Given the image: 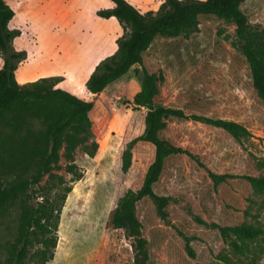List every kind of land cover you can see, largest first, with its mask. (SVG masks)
<instances>
[{
	"label": "rangeland",
	"instance_id": "1",
	"mask_svg": "<svg viewBox=\"0 0 264 264\" xmlns=\"http://www.w3.org/2000/svg\"><path fill=\"white\" fill-rule=\"evenodd\" d=\"M141 12L156 11L164 0H127ZM14 10L9 27L18 29L13 46L26 51L16 71L19 83L42 76L58 75V86L86 98L81 87L94 66L116 49L123 29L116 18L97 15L112 6L110 0H7ZM242 8L252 23L264 26V0H245ZM3 59L0 56V67ZM146 65L156 73L166 102L186 112L212 119H227L246 127L248 134L236 139L222 128L201 120H167L164 134L177 138L191 152L182 153L154 185L166 197L162 213L149 199L136 205L146 238L149 264H264L234 253L222 242L211 223L226 225L237 220L257 224L264 236L262 195L252 193L244 212L231 213L211 194L208 171L264 173V104L255 94L249 69L237 49L234 24L210 18L197 31L175 38H157L146 51ZM142 70L138 65L110 83L101 97L108 101L112 119L94 156L81 147L74 162L82 176L71 181L66 160L61 157L33 189L40 194L50 175L61 176L72 188L60 210L54 257L46 264H134L136 239L124 230L105 229L107 214L127 185L138 184L153 158V148L141 144L135 150L140 167L124 175L118 152L124 124L131 116L129 101L139 90ZM188 95H193L191 103ZM22 136L11 137L5 122L0 124V184L27 177L32 167L22 161ZM22 148V149H21ZM63 189V188H61ZM51 190V197L55 196ZM21 200L0 206V264H8L9 249L19 230ZM187 231L190 255L178 231ZM34 246L36 240L33 239ZM257 243H250L254 248Z\"/></svg>",
	"mask_w": 264,
	"mask_h": 264
},
{
	"label": "trees",
	"instance_id": "2",
	"mask_svg": "<svg viewBox=\"0 0 264 264\" xmlns=\"http://www.w3.org/2000/svg\"><path fill=\"white\" fill-rule=\"evenodd\" d=\"M112 6L99 9L97 15L114 17L121 24L122 35L116 40V49L101 59L93 68L81 90L86 98L58 86L61 76H42L19 83L16 79L18 64L26 58V51L13 46L20 34L10 28L14 10L7 0H0V124L5 122L11 137L22 136V157L25 167H32L27 177L0 184V206L12 199H20L21 214L17 237L9 249L8 264H46L54 257L60 210L67 192L61 176L50 175L47 187L35 194L33 185L57 163L66 160V170L71 181L81 178L74 151L81 147L88 156H94L112 119V110L101 92L120 78L134 65L141 67L139 90L126 101L131 105V116L124 124L118 152L119 169L124 174L140 167L135 150L141 144L153 148V158L143 172L138 184L127 185L115 199L107 214L105 229L124 230L136 239L134 264H149L146 238L142 234V222L136 214V205L142 199L154 204V211L162 213L166 197L154 191L160 175L167 172L182 153L192 156L177 138L164 134L167 120H201L222 128L236 139L248 134L246 127L227 119L188 113L185 109L166 102L157 76L146 65V51L157 38H175L197 31L204 21L217 18L234 24V37L239 54L248 66L253 91L264 104V26L252 23L242 8L245 0H164L158 10L141 12L127 0H110ZM193 103L195 98L188 95ZM21 148V149H22ZM213 199L231 213L244 210L252 202V193L262 195L264 206V173L213 172L206 175ZM55 196L51 197V190ZM63 188V189H61ZM246 210H244L245 212ZM216 227L222 242L234 252L251 257L257 263L264 252L263 228L257 224L237 220L232 224ZM185 241L190 255L187 231H178ZM38 244L33 248L34 242ZM257 243L252 248L250 243ZM231 264L228 257H220Z\"/></svg>",
	"mask_w": 264,
	"mask_h": 264
}]
</instances>
